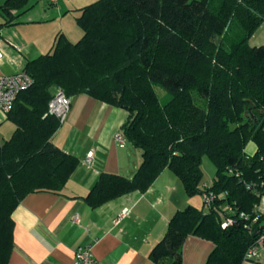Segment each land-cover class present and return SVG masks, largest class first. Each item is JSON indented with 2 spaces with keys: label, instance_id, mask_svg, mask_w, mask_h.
<instances>
[{
  "label": "trees",
  "instance_id": "16d2710c",
  "mask_svg": "<svg viewBox=\"0 0 264 264\" xmlns=\"http://www.w3.org/2000/svg\"><path fill=\"white\" fill-rule=\"evenodd\" d=\"M37 1L5 0L0 29ZM78 14L83 36L72 42L60 33L50 51L25 63L33 83L7 114L15 130L0 144V264L14 249L11 214L21 200L61 193L80 163L52 142L62 125L48 108L58 88L127 110L121 131L142 150L133 178L100 174L84 197L91 208L146 192L167 168L186 195L226 192L230 204L253 214L262 198L245 183L264 181V45L250 39L264 23V0H97ZM156 84L169 101L160 103ZM249 142L253 156L245 153ZM204 156L216 167L209 188ZM218 219L212 210H178L152 262L182 264L185 239L195 235L215 244L205 264H241L254 234L242 222L224 229Z\"/></svg>",
  "mask_w": 264,
  "mask_h": 264
},
{
  "label": "crops",
  "instance_id": "0c3cea01",
  "mask_svg": "<svg viewBox=\"0 0 264 264\" xmlns=\"http://www.w3.org/2000/svg\"><path fill=\"white\" fill-rule=\"evenodd\" d=\"M42 1V2H41ZM97 0H39L20 16L16 24L0 29V73L22 71L25 63L54 46L58 34L76 42L83 31L76 18L80 9ZM5 0H0V7ZM41 2V3H40ZM3 17L0 14V23ZM250 42L264 45V23ZM67 118L52 139L65 152L78 157L79 166L61 193L40 191L28 194L14 210V249L8 264H73L75 250L93 245L98 264H156L152 248L161 241L168 221L185 207L205 210L202 196L186 195L183 183L163 169L146 192L134 191L104 205L91 208L85 201L102 172L133 178L143 162L142 150L129 142L118 145L115 134L127 121V110L102 103L88 94L71 98ZM15 125L0 113V144L14 133ZM2 138V139H1ZM257 151L249 142L245 153ZM92 152V161L86 162ZM204 159L202 161V168ZM204 185H212L216 175L207 166ZM264 209V199L259 204ZM215 244L189 235L182 247V264H205ZM241 264H261L244 260Z\"/></svg>",
  "mask_w": 264,
  "mask_h": 264
},
{
  "label": "built area",
  "instance_id": "2783aa9c",
  "mask_svg": "<svg viewBox=\"0 0 264 264\" xmlns=\"http://www.w3.org/2000/svg\"><path fill=\"white\" fill-rule=\"evenodd\" d=\"M56 1L58 0H49L51 4H55ZM32 81V77L24 70L9 74L0 73V113L8 114L14 106L17 95L28 89L32 85ZM69 106H71V98L66 96L62 89H55L53 98L49 103V112L58 117V120L63 123L70 111ZM115 140L121 147H124L127 143L125 134L121 130L115 134ZM92 156V152L87 155L86 162L88 164L92 161ZM236 174L239 175V172H236ZM245 186L264 199V181L259 183L246 182ZM209 187L208 185L203 186V188ZM201 196L203 207L217 214L222 228L225 229L242 222L247 232L254 234L255 239L247 248L243 259L264 264V209L256 204L253 214L246 213L227 201L226 192L215 193L213 190H206L201 193ZM92 250V244L78 246L74 251L75 260L73 264H98L99 262Z\"/></svg>",
  "mask_w": 264,
  "mask_h": 264
},
{
  "label": "rangeland",
  "instance_id": "374dc122",
  "mask_svg": "<svg viewBox=\"0 0 264 264\" xmlns=\"http://www.w3.org/2000/svg\"><path fill=\"white\" fill-rule=\"evenodd\" d=\"M42 2V1H41ZM40 2V3H41ZM218 40V39H217ZM255 43H256V39H254L253 41H252V43L250 42V44L251 45H255ZM154 91H156L157 92V94H158V96H159V99H160V103H165V102H167V101H169V99L171 98V95H170V93L167 91V90H165V88L162 86V85H160V84H156V85H154ZM2 139V138H1ZM203 159H204V166H203V168H205V170H206V172H207V175H208V169L209 168H207V166L209 165L210 166V168H212L213 169V171H214V164H213V162L209 159V157L208 156H204L203 157ZM205 173V172H204Z\"/></svg>",
  "mask_w": 264,
  "mask_h": 264
}]
</instances>
